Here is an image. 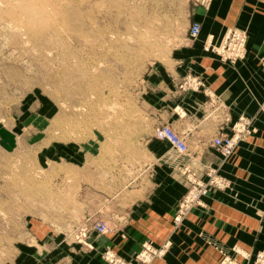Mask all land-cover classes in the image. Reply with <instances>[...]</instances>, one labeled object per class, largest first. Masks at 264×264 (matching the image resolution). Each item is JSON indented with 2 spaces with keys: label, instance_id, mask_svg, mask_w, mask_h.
<instances>
[{
  "label": "crops",
  "instance_id": "crops-1",
  "mask_svg": "<svg viewBox=\"0 0 264 264\" xmlns=\"http://www.w3.org/2000/svg\"><path fill=\"white\" fill-rule=\"evenodd\" d=\"M193 21L202 26L197 39L189 36ZM231 28L249 33L247 56L235 66L204 50L209 36L219 43ZM163 35L140 82L142 109L128 115L135 119L120 130L129 133L125 140L113 136V156L98 144L46 152L47 161L58 154L64 158V179L78 181L80 222L65 220L61 230L37 226L31 244L42 250L21 256L17 264L22 259L24 264H107L102 254L108 250L132 260L146 241L173 243L156 264H221L224 254L246 263L247 256L264 250V70L259 62L264 54V0H208L192 9L183 28ZM188 75L201 80L204 89L183 91ZM242 116L255 118L257 131L223 164L212 140L221 131L231 133ZM160 125H170L186 138L190 153L181 166L191 164L201 177L207 168H216L231 182V189L207 196L205 206L193 210L176 230L173 219L187 192V171L165 161L170 147L154 138ZM15 130L20 132V126ZM12 136L0 128V163L7 148L20 147ZM97 219L106 220L113 231L92 233V249L69 236Z\"/></svg>",
  "mask_w": 264,
  "mask_h": 264
},
{
  "label": "rangeland",
  "instance_id": "rangeland-1",
  "mask_svg": "<svg viewBox=\"0 0 264 264\" xmlns=\"http://www.w3.org/2000/svg\"><path fill=\"white\" fill-rule=\"evenodd\" d=\"M60 2L0 0V128L20 143L7 148L0 163V264H17L21 256L42 250L31 244L37 226L61 230L65 220L79 224L78 181L64 179V158L58 154L47 161L46 152L98 144L113 156V136L125 140L129 133L120 130L135 119L128 115L142 109L140 82L163 34L183 28L197 4H208ZM80 227L69 236L92 249L88 239L95 232L91 225ZM263 251L247 256L246 263L224 254L221 264H258Z\"/></svg>",
  "mask_w": 264,
  "mask_h": 264
},
{
  "label": "built area",
  "instance_id": "built-area-1",
  "mask_svg": "<svg viewBox=\"0 0 264 264\" xmlns=\"http://www.w3.org/2000/svg\"><path fill=\"white\" fill-rule=\"evenodd\" d=\"M206 1V0H205ZM208 1V0H207ZM201 23L194 21L190 27L189 36L197 39L201 34ZM249 43V33L247 30L239 28L229 29L224 38L219 43H214L213 36H209L204 42V50L216 55L222 62L235 66L247 56ZM261 67L264 70V54L259 58ZM181 88L183 91H199L204 89L203 82L197 77L188 75L184 78ZM260 111L264 114V101ZM255 118L242 116L231 128V133L223 131L216 134L212 140L213 148L220 154L222 163L229 162L235 155L241 142L247 140L256 133L254 126ZM154 138L165 142L170 147L165 161L179 167L186 172L187 192L181 199L174 216L175 230L179 229L190 213L205 206L204 199L212 193L227 192L231 189V182L220 175L219 169L209 167L204 173V177L193 172L191 164H182V161L190 153L189 144L184 136L174 130L170 125H160L155 129ZM91 230L97 235H107L111 233L109 223L104 219H97L91 223ZM171 240H168L160 247L153 246L152 243H144L141 251L137 253L133 261H127L109 250L104 253L103 259L107 264H155L157 260H163L169 251ZM258 264H264V251L257 254Z\"/></svg>",
  "mask_w": 264,
  "mask_h": 264
},
{
  "label": "bare ground",
  "instance_id": "bare-ground-1",
  "mask_svg": "<svg viewBox=\"0 0 264 264\" xmlns=\"http://www.w3.org/2000/svg\"><path fill=\"white\" fill-rule=\"evenodd\" d=\"M59 2H60V0H59ZM61 3V2H60ZM172 244V243H171ZM170 248V247H169Z\"/></svg>",
  "mask_w": 264,
  "mask_h": 264
}]
</instances>
